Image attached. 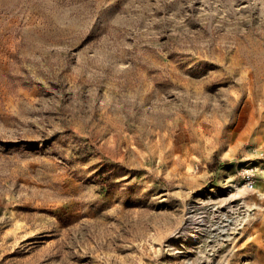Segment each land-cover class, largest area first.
<instances>
[{
	"label": "rangeland",
	"instance_id": "1",
	"mask_svg": "<svg viewBox=\"0 0 264 264\" xmlns=\"http://www.w3.org/2000/svg\"><path fill=\"white\" fill-rule=\"evenodd\" d=\"M0 264H264V0H0Z\"/></svg>",
	"mask_w": 264,
	"mask_h": 264
},
{
	"label": "built area",
	"instance_id": "2",
	"mask_svg": "<svg viewBox=\"0 0 264 264\" xmlns=\"http://www.w3.org/2000/svg\"><path fill=\"white\" fill-rule=\"evenodd\" d=\"M246 187H248L250 189L253 188V183H252V180L251 179H248Z\"/></svg>",
	"mask_w": 264,
	"mask_h": 264
},
{
	"label": "bare ground",
	"instance_id": "3",
	"mask_svg": "<svg viewBox=\"0 0 264 264\" xmlns=\"http://www.w3.org/2000/svg\"><path fill=\"white\" fill-rule=\"evenodd\" d=\"M193 236L192 235H189V238H192Z\"/></svg>",
	"mask_w": 264,
	"mask_h": 264
}]
</instances>
